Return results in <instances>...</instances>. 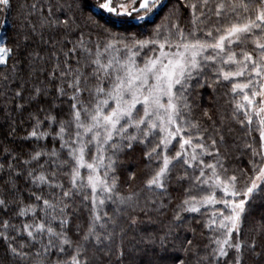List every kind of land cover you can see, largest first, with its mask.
<instances>
[{"label":"snow or ice","instance_id":"snow-or-ice-1","mask_svg":"<svg viewBox=\"0 0 264 264\" xmlns=\"http://www.w3.org/2000/svg\"><path fill=\"white\" fill-rule=\"evenodd\" d=\"M21 7L0 35V264H264V212L245 231L264 201V0ZM136 145L148 176L122 189Z\"/></svg>","mask_w":264,"mask_h":264},{"label":"trees","instance_id":"trees-1","mask_svg":"<svg viewBox=\"0 0 264 264\" xmlns=\"http://www.w3.org/2000/svg\"><path fill=\"white\" fill-rule=\"evenodd\" d=\"M26 2V0H12V11L8 14V26L4 27V17L0 16V35H7L9 37H14L16 35V30L20 27V25L23 23V12L24 9L21 7ZM27 2H31V0H27ZM159 20V18H157ZM130 31H143L144 29H136L131 28ZM11 46V43L9 44ZM9 63H11V60H9ZM225 89H221V92H223ZM203 91V97H204V103L207 104L211 100V96L209 95L208 90H202ZM224 97H220V103L223 104ZM225 108L230 110V106L225 105ZM0 123H3L2 118H0ZM237 134L242 135V130L240 129L239 125H236ZM24 136L23 130L20 131L19 136L17 137L16 144H8V147H23L24 145L20 144V138ZM255 139H256V146L259 144V134L254 133ZM2 134H0V140H2ZM47 143L49 146H51L52 141L51 138H48L47 141H41V143ZM242 149V144H241ZM143 146L142 145H136L134 149L126 151L121 156V167L118 169V175L120 178L121 188L123 189L128 181V175L130 172L135 173V180L134 184L136 186H141L144 182V180L148 176V169L145 168L144 163V157H143ZM174 151V150H173ZM239 154V153H236ZM248 156L243 155L242 160L243 164L241 166H245L247 163ZM0 163H5V158L3 154L2 148H0ZM179 165H177L175 168H173V175H177L179 173ZM185 187L187 185H184ZM173 195L175 196H182L183 195V189H172ZM193 194H198L196 192H193ZM264 212V201L257 202L255 205L254 210L251 213V216L246 220L245 225V231L247 232L248 227L254 226V219L253 218H259L260 213ZM86 221V213H82V220L77 221L73 220V224L81 223ZM73 228V232H74ZM71 234V233H70ZM205 235H207V232L205 231Z\"/></svg>","mask_w":264,"mask_h":264},{"label":"rangeland","instance_id":"rangeland-1","mask_svg":"<svg viewBox=\"0 0 264 264\" xmlns=\"http://www.w3.org/2000/svg\"><path fill=\"white\" fill-rule=\"evenodd\" d=\"M238 99H242V96L241 97H238ZM230 105H228V107H229ZM258 133V132H257Z\"/></svg>","mask_w":264,"mask_h":264}]
</instances>
